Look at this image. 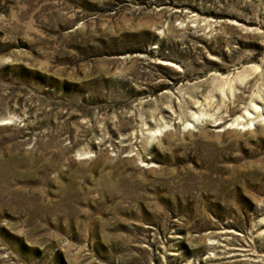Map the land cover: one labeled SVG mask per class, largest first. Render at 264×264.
<instances>
[{"label": "rangeland", "instance_id": "1", "mask_svg": "<svg viewBox=\"0 0 264 264\" xmlns=\"http://www.w3.org/2000/svg\"><path fill=\"white\" fill-rule=\"evenodd\" d=\"M0 264H264V0H0Z\"/></svg>", "mask_w": 264, "mask_h": 264}]
</instances>
